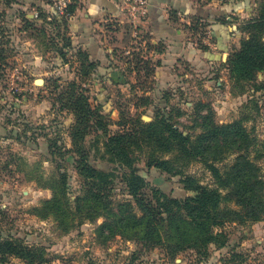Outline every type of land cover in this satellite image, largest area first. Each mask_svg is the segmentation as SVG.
Segmentation results:
<instances>
[{"label": "rangeland", "instance_id": "obj_1", "mask_svg": "<svg viewBox=\"0 0 264 264\" xmlns=\"http://www.w3.org/2000/svg\"><path fill=\"white\" fill-rule=\"evenodd\" d=\"M229 2L242 5L228 14L238 36L214 68L179 59L168 75L157 76L159 61L149 55L148 44L139 45L142 40L131 35L114 52L118 61H111L108 73L115 74L107 80L98 61L88 67L77 49L65 46L66 16L0 0V240L28 250L25 256L0 251V264H264V219L247 218L245 208L229 188L218 186L202 159L182 158L177 147L152 141L162 118L189 136L193 150L209 125L241 122L252 145L238 153L224 151L214 163L223 172L237 155H246L258 167L264 200V69L251 79H235L227 63L243 39L256 35L264 43V0L221 4ZM192 28L194 42L206 50L205 25L198 21ZM64 47L66 62L52 61V54ZM71 81L101 118L100 125L91 119L83 138L76 140L71 134L74 116L64 107ZM137 121L133 141L109 142L110 136L134 133ZM149 124L153 126L146 132ZM142 134L146 140L141 141ZM114 146L128 154L134 172L119 162ZM79 154L93 167V178L77 171ZM156 159L170 161L174 171L158 169ZM60 172L66 173L64 190L58 185ZM185 176L219 189L224 196L219 212L225 217L211 229L216 240H191L173 254L178 235L167 219L156 223L161 242L144 237L140 227H129V217L140 218L142 212L127 185L139 177L145 180L146 198L154 201L158 191L183 199L191 194L184 188ZM50 187H56L54 201ZM91 190L97 197H86ZM119 217L129 220H124L126 229L117 226Z\"/></svg>", "mask_w": 264, "mask_h": 264}, {"label": "trees", "instance_id": "obj_2", "mask_svg": "<svg viewBox=\"0 0 264 264\" xmlns=\"http://www.w3.org/2000/svg\"><path fill=\"white\" fill-rule=\"evenodd\" d=\"M77 7V1L72 0L67 6V11L72 14ZM63 20V19H62ZM64 24L66 20H63ZM65 46L75 50L70 38H65ZM66 46V47H67ZM66 47L59 49L57 53L52 54L51 59L55 63L63 64L66 62ZM68 48V50H69ZM66 51V52H65ZM76 54L78 59L82 62H86L88 67H95L94 62L89 59V55L86 51L77 49ZM230 76L235 79H251L254 77L255 72L264 69V43L259 40L256 35L250 36L242 40L240 47L232 52L227 59ZM99 66H97L98 68ZM100 68L105 71L107 68ZM68 94L65 95L67 99L64 107L71 109L72 116H74L75 125L72 126L71 134L72 138L82 139L85 135V131L89 126L91 119L95 120L98 125L101 124V118L97 114V109H93L88 101L87 96L83 93L79 84L75 81H71L67 86ZM136 122V128L134 133L126 132L109 137V142H116L127 137V141H133L136 138L139 131ZM155 125V123H152ZM146 125L143 130L149 132L148 128L153 125ZM160 125V130L152 134V141L159 145L168 147H177V152L184 158L188 156L191 158L199 157L203 160V163L207 166V169L211 172L212 176L216 180L219 187L229 188L230 196L234 201L245 208L243 213L247 218L258 221L264 219V200L262 196V181L259 177L257 165L244 154H239L235 160L225 167V170H221L215 165V161L218 160L222 152L233 151L241 152L247 151L252 145V139L247 133L241 122L233 121L225 124H211L205 131L197 137L198 149L193 150L194 144L190 140L188 135H184L179 129L174 128L173 124H170L166 119L162 118L157 121L156 125ZM102 126V125H101ZM144 127V126H143ZM148 129V130H147ZM158 132V133H157ZM149 134V133H148ZM142 140H146L147 136L142 134ZM139 145V144H137ZM220 148L224 150H220ZM112 150L117 154L119 162L126 168L133 171V164L131 158L123 150H119V147L114 146ZM111 151V150H110ZM154 166L166 172H173L174 168L170 161L165 159L154 160ZM77 171L85 178L94 177V169L85 160L84 155L79 154L77 160ZM61 179L58 183L59 188L62 190L66 187V173L60 172ZM184 188L191 192L190 195L183 199L173 198L162 195L158 191H154V201L151 198H146L142 189L145 187V180L137 177V179L131 181L127 185L128 192L135 199L136 205L142 212L140 218L135 216L129 217L133 220V223L129 225L131 228L140 227L143 229L144 237L153 238L158 237V241L161 242V238L158 234V227L156 223L159 219H167L168 224L177 232V241L172 245V253L175 254L183 249V244L191 240L197 244V241L201 244H206L213 238L211 229L213 226L222 223V214L220 215L219 204L224 198L219 189L211 188L200 184L194 178L185 176L182 180ZM91 185L95 187L98 185L95 182H91ZM53 191L52 200L56 199V187H50ZM86 197H97V194L91 190ZM82 197H79L80 200ZM102 201H99V203ZM103 203V202H102ZM108 204L106 205V209ZM127 211V210H126ZM163 214L165 217L163 218ZM129 221L126 218L119 217L118 227L126 229L128 226L125 221ZM106 224H102L105 227ZM223 242H221L222 244ZM0 251L4 254H20L25 256L26 248L18 249V246L14 242L8 239L0 240ZM23 251V253H22Z\"/></svg>", "mask_w": 264, "mask_h": 264}, {"label": "crops", "instance_id": "obj_3", "mask_svg": "<svg viewBox=\"0 0 264 264\" xmlns=\"http://www.w3.org/2000/svg\"><path fill=\"white\" fill-rule=\"evenodd\" d=\"M47 1L17 0V3L25 8L31 4L36 13L39 9L54 14L55 9ZM76 1L75 11L66 17V35L73 47L86 51L89 59L99 62V72L110 80L115 73H108V65L118 61L114 52L133 36L132 27L116 0ZM204 1L148 0V16L139 25L138 38L142 40L139 45L148 44L149 55L159 61L155 69L157 76L168 75L179 59L189 60L196 67L214 68L223 55L228 54L230 42L238 36L228 14L238 11L242 5L236 2L221 4L222 0ZM198 21L205 25V42L209 46L206 50L193 40L192 25ZM100 66L107 70L103 71Z\"/></svg>", "mask_w": 264, "mask_h": 264}, {"label": "built area", "instance_id": "obj_4", "mask_svg": "<svg viewBox=\"0 0 264 264\" xmlns=\"http://www.w3.org/2000/svg\"><path fill=\"white\" fill-rule=\"evenodd\" d=\"M50 5L56 9L59 14L67 18L71 14L67 11V6L72 0H49ZM120 5V10L124 14L127 22L131 25L133 36L138 38V28L143 20L148 16V0H116ZM36 15V14H35Z\"/></svg>", "mask_w": 264, "mask_h": 264}, {"label": "water", "instance_id": "obj_5", "mask_svg": "<svg viewBox=\"0 0 264 264\" xmlns=\"http://www.w3.org/2000/svg\"><path fill=\"white\" fill-rule=\"evenodd\" d=\"M35 82H36L37 84H41V83L43 82V80H42V79H36Z\"/></svg>", "mask_w": 264, "mask_h": 264}]
</instances>
